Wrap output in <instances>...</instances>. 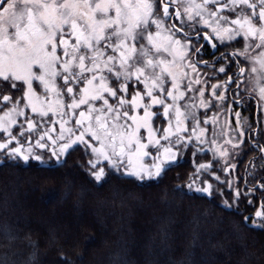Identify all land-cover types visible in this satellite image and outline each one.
<instances>
[{
    "label": "snow or ice",
    "instance_id": "snow-or-ice-1",
    "mask_svg": "<svg viewBox=\"0 0 264 264\" xmlns=\"http://www.w3.org/2000/svg\"><path fill=\"white\" fill-rule=\"evenodd\" d=\"M249 97L264 105V0H0V166L35 160L55 170L83 145L89 182L103 187L115 173L151 182L179 166L184 153L210 152L213 159L176 190L219 196L238 213L246 200L238 185L200 177L207 172L219 181L218 171L236 167L235 151L254 150L243 139L252 128L240 111L235 128L229 120L220 125L217 112L208 115ZM232 111L231 104L224 108L226 116ZM256 146L264 161V145ZM240 215L238 230L264 232V201ZM0 236L9 246L26 241L34 251L24 264H37L30 233L6 224ZM8 255L0 264H16Z\"/></svg>",
    "mask_w": 264,
    "mask_h": 264
},
{
    "label": "trees",
    "instance_id": "trees-1",
    "mask_svg": "<svg viewBox=\"0 0 264 264\" xmlns=\"http://www.w3.org/2000/svg\"><path fill=\"white\" fill-rule=\"evenodd\" d=\"M89 158L79 146L55 170L35 160L0 166V229L15 225L21 236L30 233L38 241L37 264H65L61 253L71 264H264V232L237 229L240 213L259 207V188L241 199L238 213L235 203L233 209L218 203L219 196L176 190L211 154L186 152L179 166L151 182L115 173L103 187L89 182ZM217 175L219 181L207 172L200 179L222 185ZM262 177L256 164L249 181L253 186ZM230 192L225 188L224 196ZM32 251L26 241L9 246L0 236V259L8 252L24 264Z\"/></svg>",
    "mask_w": 264,
    "mask_h": 264
},
{
    "label": "rangeland",
    "instance_id": "rangeland-1",
    "mask_svg": "<svg viewBox=\"0 0 264 264\" xmlns=\"http://www.w3.org/2000/svg\"><path fill=\"white\" fill-rule=\"evenodd\" d=\"M239 39L242 40V38H239ZM201 41H200V43H201ZM203 44H205V42ZM209 46H210V49L208 50V52L209 53H215L216 52V48H213L211 45H209ZM233 47L234 48H240V47H242V44H235L234 43L233 44ZM224 50L225 49L223 48V46H220V51H224ZM201 55L203 56V59L204 60L211 61L213 59V57L211 55H204L203 53ZM217 67H219V65H217ZM201 71H202V74H203L204 71H209V70L202 69ZM209 74H211L210 71H209ZM220 80L221 81L224 80V76L223 75H220ZM215 82H216L215 80L210 81V83H215ZM34 87H36L37 93H40L41 95L43 94V89L41 87L40 88H41L42 92L38 90L39 88L36 85H34ZM243 87H244V85L241 84V89H243ZM130 91H131V89H130ZM230 91H231V89H229V91L227 93L228 96H230ZM207 94L208 93L206 92V96H207ZM253 102L254 101H252L250 99H245L243 105H241L240 107H237L236 104H232L231 100H229L228 101V104H231L232 109H233V111H232V113L230 115H227L226 116L225 115V112H224V108H226L228 106V104L221 105V106H218L217 108L212 109L211 111L208 112V115L209 116H212L213 112H217L219 114V124L220 125H223L224 122H225V120H229V122L231 123L232 127L235 128L236 127V123H235V120H236L235 112L236 111H240L241 112V122L243 124H246V125L250 124L251 125V128H252V131L255 128L258 129V127H259L258 134H253L251 136V138H250L249 137V134L246 132L245 135H244V137H243V139L249 145H252L251 142H250V140L251 141L252 140H260V142L262 143V145H264V140L261 139V135H264V105H260L259 107H257L259 109V120L257 122L254 119L255 116L252 113L251 106H250V105H252ZM255 102H256V99H255ZM0 104H1V102H0ZM256 104H257V102H256ZM153 110L156 111L157 109L154 108ZM204 111H205L204 109H201L200 110L201 113H203ZM0 114H2V112H0ZM20 120L22 121L23 120V117H21ZM154 123H155L156 126H159L161 123H163V121L157 120ZM18 130H19L18 128L17 129H14V131H18ZM217 130H219V125L217 126ZM225 131H227V129H225ZM2 135L3 134L0 133V136H2ZM209 135H211V129L209 131ZM232 135L235 136V133H232ZM255 136H256V138H255ZM80 146H83V145H80ZM149 150L151 151V149H149ZM209 154H211V153L209 152ZM44 155H45V160H47V153H45ZM248 155H250L249 158H248V160L245 163L242 164V161ZM251 156H254V157H251ZM260 156H261L260 154L259 155H256V149H254L251 152H247V154H245V151H244V148L243 147L241 149L235 151L233 153L232 163L236 164V167L234 169H230L228 171H223L222 172V174H223L222 176L224 178L223 182L226 179L228 181H233L236 185L239 186L241 192L246 194V196H248V195H255L254 188H253V186L251 184V181H249V178H251V176L253 175L254 171L256 170V164L264 165V161H262L260 159ZM144 162L145 163H150L151 161L148 158H145ZM217 165H218V169H219L221 167V165H222V162H221V164H217ZM240 166H242L241 169H239ZM236 177H238L239 179L234 180V178H236ZM261 179L262 178H260L258 180L257 185H258V183L260 182ZM263 180H262V183H264ZM249 188H253V190L252 191H249ZM229 190L232 191V189H229ZM261 190H263V189H261ZM259 201L261 202V199Z\"/></svg>",
    "mask_w": 264,
    "mask_h": 264
},
{
    "label": "flooded vegetation",
    "instance_id": "flooded-vegetation-1",
    "mask_svg": "<svg viewBox=\"0 0 264 264\" xmlns=\"http://www.w3.org/2000/svg\"><path fill=\"white\" fill-rule=\"evenodd\" d=\"M171 10V9H170ZM205 41L204 40H202L201 41V44H203ZM204 46H205V48H206V50L208 51L209 49H210V46L208 45V42H205V44H203ZM221 52H223V51H221ZM215 54L218 56L219 55V52H215ZM232 95V92L230 91V96ZM246 99H250V100H252V101H254L255 102V99L253 98V97H249V98H246ZM252 103V105H250L251 106V110H252V113L254 114V116H255V121H257L258 122V120H259V109L257 108L258 106H257V104H256V102L255 103ZM258 126V125H257ZM258 132H259V127H258V129H253V131L251 132V136L253 135V134H258ZM250 137V136H249ZM255 138H256V136H255ZM250 142H251V144L253 145L252 146V148L253 149H256V155H261V153L259 152V148H257V146H256V143L258 142L259 144H261L262 145V143L260 142V140H250ZM258 150V151H257ZM251 157H254V156H251ZM258 182V181H257ZM257 182H256V185H255V187L254 188H259V183H262V180H260V182L258 183V185H257ZM263 182H264V180H263ZM260 189V188H259ZM260 199H261V201H264V189L263 190H261L260 189Z\"/></svg>",
    "mask_w": 264,
    "mask_h": 264
},
{
    "label": "water",
    "instance_id": "water-1",
    "mask_svg": "<svg viewBox=\"0 0 264 264\" xmlns=\"http://www.w3.org/2000/svg\"><path fill=\"white\" fill-rule=\"evenodd\" d=\"M170 9H171V8H170ZM204 41H205V42H208V41H206V40H204ZM208 44L211 45V43H209V42H208Z\"/></svg>",
    "mask_w": 264,
    "mask_h": 264
}]
</instances>
